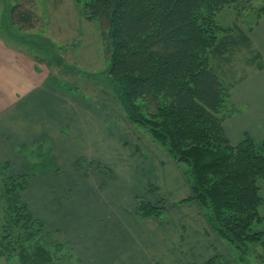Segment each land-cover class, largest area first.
Listing matches in <instances>:
<instances>
[{
	"label": "trees",
	"instance_id": "trees-1",
	"mask_svg": "<svg viewBox=\"0 0 264 264\" xmlns=\"http://www.w3.org/2000/svg\"><path fill=\"white\" fill-rule=\"evenodd\" d=\"M240 2L252 0H75L85 21L105 25V80L116 104L182 170L190 195L180 204L195 203L217 236L233 247L239 264H248L251 246H259L264 259V229H254L264 228L257 185L264 181V138L244 134L238 144L228 142L223 123L238 114L229 92L249 76L231 81L226 68L239 52L247 54L243 64L254 72L264 69V60L240 28L216 22L219 12ZM255 15L253 27L264 16V5ZM27 149L26 144L16 149L22 174L11 173V162H0V258L62 264L59 256H66L78 264L60 232L48 230L22 200L34 176L56 171L49 154L38 168L29 167ZM82 164L78 160L76 166L86 177ZM96 169L105 181L114 179L109 169ZM166 212L161 201L154 206L136 200L140 223L163 222Z\"/></svg>",
	"mask_w": 264,
	"mask_h": 264
},
{
	"label": "crops",
	"instance_id": "crops-1",
	"mask_svg": "<svg viewBox=\"0 0 264 264\" xmlns=\"http://www.w3.org/2000/svg\"><path fill=\"white\" fill-rule=\"evenodd\" d=\"M249 38L264 60V16L253 27ZM44 89L37 92L39 96L33 98V102H23L17 112L8 111L15 103L0 112V162L14 161L15 148L26 142L40 143L53 138L57 151L69 149L66 142L69 139L61 127L68 126L64 124L69 121L75 122L79 108L85 112L90 106H77L54 90ZM31 90L26 99L36 93ZM231 99L237 109L244 111L224 121L228 142L236 145L244 134L253 139L264 138V69L232 89ZM59 111L69 112L72 118ZM92 129L96 133L94 139L101 141L100 124ZM129 147L131 152L127 158L129 161L132 158L133 162H126V167L120 170L121 176L114 181L106 183L95 171L92 179L84 177L73 169L75 182L59 186L56 173L45 174V177L30 180L22 200L32 216L41 220L48 230L60 232L78 264H208L217 257L222 258L224 264L230 263L231 256L210 231L198 206L180 204L190 195L182 170L146 138L133 137ZM149 176L154 179L153 183H147L142 190L134 188L137 181ZM155 182L163 191L171 188L177 199L169 207L165 205L167 220L160 222L150 218L140 223L136 219V200ZM159 186L156 187L157 201L158 198L164 200ZM259 194L264 201V184L259 187ZM170 239L175 248L166 246Z\"/></svg>",
	"mask_w": 264,
	"mask_h": 264
},
{
	"label": "rangeland",
	"instance_id": "rangeland-1",
	"mask_svg": "<svg viewBox=\"0 0 264 264\" xmlns=\"http://www.w3.org/2000/svg\"><path fill=\"white\" fill-rule=\"evenodd\" d=\"M263 5L264 0H252L250 5L240 2L219 12L216 15V22L222 27L236 25L249 37L251 31L248 32V29L252 27L253 30L256 22L255 14ZM104 30L105 25L100 26L99 23L85 21L75 0H0V112L13 103H15L14 107L8 111L17 112L23 107V102L25 104L33 102L32 99L39 96L37 92L42 88L54 90L71 100L70 102L74 101L77 106H90V110L85 112L77 108L75 122L69 121L64 124L68 126L61 127L64 136L69 139L66 141L69 147L67 151L58 150V153L53 145L56 141L51 140L53 138L40 143L26 142L28 149L25 156L29 167L38 168L43 161L47 162L44 156L46 154L51 155L55 160V172L46 171L34 176L36 178L56 173L57 185L74 183L75 171L79 170L82 173L76 163L78 160H83L84 170L91 179L95 171L105 181L96 166L109 169L113 175L115 173V179L121 176L120 170L126 167V162L130 163L132 160V158L128 160V154L131 152L129 145L133 137L147 139L148 134L145 130L127 120L116 104L111 90L106 87L105 72L108 63L103 40ZM245 56L247 54L235 53L229 64L227 63L226 70H230L231 81L243 79L242 76H246L245 74L249 77L254 74L253 68L243 64ZM246 80L247 78L235 87ZM232 89L229 92L230 98ZM30 90L31 93H36L26 99ZM237 110V116L244 111ZM59 113L68 115L69 119L72 118L69 112L65 111V114L59 111ZM50 119L54 121L55 118L51 116ZM98 124L101 126V141L94 139L96 133L92 129ZM6 138L8 140V137ZM40 144L39 152L35 147ZM17 147L13 153L15 160L10 162L13 166L11 173L19 175L23 173V158L17 154ZM41 153L43 157H39L42 156ZM152 174L156 175L151 172ZM149 182L153 183L154 179L151 176L144 177L135 183L134 188L145 189ZM262 182L264 181H258L261 188L264 184ZM156 183L150 184L145 194H140L141 197L138 198L146 202L150 201L154 206L161 201L164 206L169 207L177 196L173 197L171 188L169 191H163ZM156 185L159 186L164 200L158 198L157 201ZM167 212L164 220H167ZM258 213L264 218V204L258 209ZM209 228L217 236L210 226ZM254 229L264 228L258 226ZM221 242L222 247L231 256V262L227 264H239L233 247L224 240ZM166 246L170 249L175 248L172 239L167 241ZM261 254L262 249L259 246H251L250 253L246 257L248 264H264V259H260ZM59 258L62 264H75L73 258L69 259L66 256L64 259L61 256ZM0 264L20 263L16 256L9 255L0 258ZM215 264H224L223 259L217 257Z\"/></svg>",
	"mask_w": 264,
	"mask_h": 264
}]
</instances>
